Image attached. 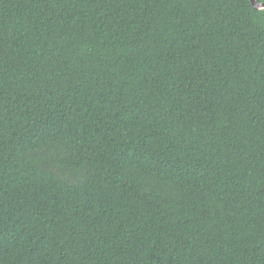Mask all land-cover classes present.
I'll list each match as a JSON object with an SVG mask.
<instances>
[{"label": "trees", "instance_id": "obj_1", "mask_svg": "<svg viewBox=\"0 0 264 264\" xmlns=\"http://www.w3.org/2000/svg\"><path fill=\"white\" fill-rule=\"evenodd\" d=\"M0 264H264V7L0 0Z\"/></svg>", "mask_w": 264, "mask_h": 264}, {"label": "water", "instance_id": "obj_2", "mask_svg": "<svg viewBox=\"0 0 264 264\" xmlns=\"http://www.w3.org/2000/svg\"><path fill=\"white\" fill-rule=\"evenodd\" d=\"M252 3L257 8H263L264 7V3H261V4L260 3H257L256 0H252Z\"/></svg>", "mask_w": 264, "mask_h": 264}]
</instances>
